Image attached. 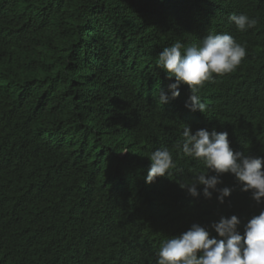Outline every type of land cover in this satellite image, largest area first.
<instances>
[{
  "label": "trees",
  "instance_id": "1",
  "mask_svg": "<svg viewBox=\"0 0 264 264\" xmlns=\"http://www.w3.org/2000/svg\"><path fill=\"white\" fill-rule=\"evenodd\" d=\"M240 13L256 26L239 31ZM209 33L244 44L241 64L200 88L203 113L186 84L162 105L160 52ZM185 124L264 157V0H0V264H157L163 241L221 215L243 233L264 203L232 174L223 203L180 188L207 171L176 147ZM163 147L177 166L146 183Z\"/></svg>",
  "mask_w": 264,
  "mask_h": 264
},
{
  "label": "clouds",
  "instance_id": "2",
  "mask_svg": "<svg viewBox=\"0 0 264 264\" xmlns=\"http://www.w3.org/2000/svg\"><path fill=\"white\" fill-rule=\"evenodd\" d=\"M229 19L239 31L258 23L257 18L247 13L233 14ZM245 56L246 46L229 33H209L200 43L188 46L176 41L158 57L157 67L163 69L168 78H175L168 84L167 92L160 90L159 102L163 105L178 97L181 84H186L190 95L184 106L203 113L207 105L201 101L200 88L205 82L213 81L214 73L222 76L234 72ZM176 147L183 156L202 161L207 170L196 173L190 182L179 183L191 196H198L197 186L203 185L202 194L206 199H211L215 192L216 199L223 203L232 189L218 185L222 183L221 175L229 173L241 184V191L251 193L257 205L264 203V157L234 151L228 132L205 128L192 131L185 124ZM149 160L146 183L168 176L169 170L177 166L167 147L153 151ZM209 170L215 175H208ZM240 225L236 215H221L210 225L211 231L216 233L213 236L209 227L193 222L186 231L162 242L156 253L157 264H264V208L243 225V233Z\"/></svg>",
  "mask_w": 264,
  "mask_h": 264
}]
</instances>
